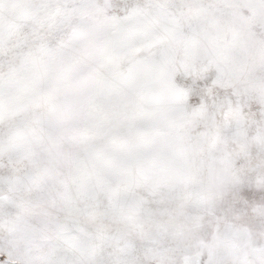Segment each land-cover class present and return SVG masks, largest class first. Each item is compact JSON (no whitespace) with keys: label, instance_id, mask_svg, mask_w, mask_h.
<instances>
[{"label":"snow or ice","instance_id":"6c2138e0","mask_svg":"<svg viewBox=\"0 0 264 264\" xmlns=\"http://www.w3.org/2000/svg\"><path fill=\"white\" fill-rule=\"evenodd\" d=\"M0 264H264V0H0Z\"/></svg>","mask_w":264,"mask_h":264}]
</instances>
